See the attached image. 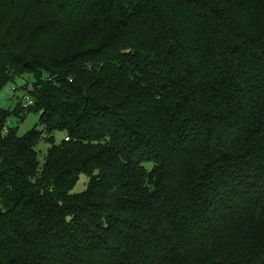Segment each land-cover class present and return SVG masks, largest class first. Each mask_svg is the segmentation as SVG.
Returning <instances> with one entry per match:
<instances>
[{"label":"trees","instance_id":"obj_1","mask_svg":"<svg viewBox=\"0 0 264 264\" xmlns=\"http://www.w3.org/2000/svg\"><path fill=\"white\" fill-rule=\"evenodd\" d=\"M26 76L0 264H264V0H0V92Z\"/></svg>","mask_w":264,"mask_h":264},{"label":"rangeland","instance_id":"obj_2","mask_svg":"<svg viewBox=\"0 0 264 264\" xmlns=\"http://www.w3.org/2000/svg\"><path fill=\"white\" fill-rule=\"evenodd\" d=\"M30 82L31 77L26 76L21 79H16L14 83L7 84L0 92V108L10 111L14 110L17 105L21 103L22 97L25 93L24 88ZM7 127L10 129L17 128V134L19 136L27 133L29 130L31 131L34 128L39 129V114L33 112L27 113L21 122L16 120V118L11 117L8 120ZM60 141L61 135H56L55 143H59ZM36 150L39 153L38 159L41 165L43 164L42 162L47 150V145L43 141H40ZM87 181L88 180L84 176H81L73 190V193H82L85 190V184Z\"/></svg>","mask_w":264,"mask_h":264},{"label":"built area","instance_id":"obj_3","mask_svg":"<svg viewBox=\"0 0 264 264\" xmlns=\"http://www.w3.org/2000/svg\"><path fill=\"white\" fill-rule=\"evenodd\" d=\"M20 105H21L22 109H24V110H28L34 106V102L31 98V96L29 95L28 91H25ZM4 133H6V129H4ZM65 140L67 141V139H65Z\"/></svg>","mask_w":264,"mask_h":264}]
</instances>
